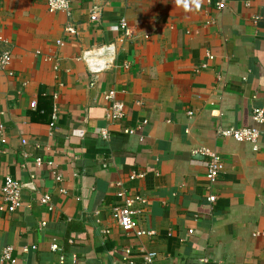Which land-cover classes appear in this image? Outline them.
Segmentation results:
<instances>
[{
    "label": "crops",
    "instance_id": "obj_1",
    "mask_svg": "<svg viewBox=\"0 0 264 264\" xmlns=\"http://www.w3.org/2000/svg\"><path fill=\"white\" fill-rule=\"evenodd\" d=\"M70 7L67 17L48 12L46 0H0V53L11 58L0 74V186L11 177L22 198L0 213V250L12 246L15 264H145L148 252L150 264H264V125L251 119L264 104V19L254 21L264 0ZM106 46L111 59L92 74L88 61ZM109 93L124 107L122 122L105 118ZM251 127L257 151L219 135ZM201 147L223 162L213 184L207 158L192 155ZM132 171L145 177L129 182ZM117 182L145 199L139 227L152 237L111 219ZM48 191L52 212L40 203Z\"/></svg>",
    "mask_w": 264,
    "mask_h": 264
},
{
    "label": "built area",
    "instance_id": "obj_2",
    "mask_svg": "<svg viewBox=\"0 0 264 264\" xmlns=\"http://www.w3.org/2000/svg\"><path fill=\"white\" fill-rule=\"evenodd\" d=\"M46 6L48 12L51 14L63 13L67 17L71 15V7H70V0H46ZM222 3L217 4V10L222 8ZM98 19V11L92 12L90 15V21L96 22ZM260 19H264V16H258L254 18V21H258ZM120 28L124 31L125 35H128L127 24L124 19L120 20ZM75 30L73 26L67 25L65 27V33L74 35ZM113 48L111 46L101 47L98 52L94 55L95 59L88 61L89 62V69L92 74H97L103 70L102 67L98 65L101 60L98 58L101 57H110ZM109 59V60H110ZM11 58L9 52H2L0 53V74L6 71L9 67ZM108 61V60H103ZM95 62V63H94ZM104 99L108 102V107L106 110L105 118L110 122H122L125 118L124 114V107L121 103L114 102L112 100V94H106ZM31 109L36 108V103L33 102L30 104ZM191 115V113L189 114ZM56 115H52V121H55ZM252 122L255 126L264 125V104L260 107H254L252 109L251 114ZM53 126V123L50 125ZM125 135H132L134 130L131 128H124L122 131ZM259 130L256 127L251 128H238V129H229V130H220L219 135L223 138L232 139L239 143H249L253 146V150L257 151L258 147V137H259ZM101 137L103 139H108V134L103 131L101 133ZM25 140H22V144H25ZM192 155L194 156H204L207 158L206 160V172L205 177L209 184H213L221 175L223 171V162L220 156L211 151L208 148L201 147L193 150ZM25 157V155H23ZM34 163L37 168H42L43 161L40 158H36ZM48 165H51L50 163ZM145 177L144 172H137L132 171L127 181L132 182L136 180L143 179ZM56 181H61V176L56 177ZM116 189V197L119 199V203H117L111 209V219L116 224V226L124 233H133L137 238H141L144 236L152 237L154 234L153 232H146L139 227V214L141 212V208L146 204L145 199H143L139 194L135 192H131L130 188L125 186L123 182H117L115 184ZM60 193L65 194L64 190H59ZM0 197H1V204H0V213H7L11 214L17 211L22 206V198H21V185L12 179L11 177H6L3 183L0 186ZM215 197L210 196L209 201L214 202ZM40 203L47 207L49 212L53 211V206L50 202V191L46 192L40 197ZM104 235L109 233V230L104 229L102 230ZM191 234V232H190ZM32 250L35 247H31ZM53 251L59 250L57 245L53 244L51 246ZM27 251V249H25ZM13 248L12 246H5L0 250V263H9L15 264L16 259L13 256ZM126 255L130 254V250L125 251ZM156 254L154 252H148L144 258L143 262L145 264H150L155 259ZM124 260L127 261L129 264H133L128 260L127 257H124ZM64 257H60L59 264H64ZM71 264H77L76 260L73 259Z\"/></svg>",
    "mask_w": 264,
    "mask_h": 264
},
{
    "label": "water",
    "instance_id": "obj_3",
    "mask_svg": "<svg viewBox=\"0 0 264 264\" xmlns=\"http://www.w3.org/2000/svg\"><path fill=\"white\" fill-rule=\"evenodd\" d=\"M110 59V57H101V58H98V60H101V61H103V60H109Z\"/></svg>",
    "mask_w": 264,
    "mask_h": 264
}]
</instances>
